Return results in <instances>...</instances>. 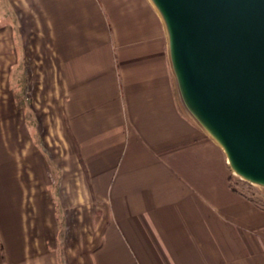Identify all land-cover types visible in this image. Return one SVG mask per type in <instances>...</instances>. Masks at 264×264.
I'll return each mask as SVG.
<instances>
[{"label":"crops","instance_id":"0c3cea01","mask_svg":"<svg viewBox=\"0 0 264 264\" xmlns=\"http://www.w3.org/2000/svg\"><path fill=\"white\" fill-rule=\"evenodd\" d=\"M226 166L149 0H0V264H264Z\"/></svg>","mask_w":264,"mask_h":264},{"label":"water","instance_id":"95a60500","mask_svg":"<svg viewBox=\"0 0 264 264\" xmlns=\"http://www.w3.org/2000/svg\"><path fill=\"white\" fill-rule=\"evenodd\" d=\"M183 107L234 175L264 188V0H149Z\"/></svg>","mask_w":264,"mask_h":264},{"label":"rangeland","instance_id":"374dc122","mask_svg":"<svg viewBox=\"0 0 264 264\" xmlns=\"http://www.w3.org/2000/svg\"><path fill=\"white\" fill-rule=\"evenodd\" d=\"M218 171V170H217ZM217 173V172H216ZM226 174H228L227 179V186L228 188H230L231 190H233L234 192H236L237 194V201H235L236 203L239 201L238 197L241 199L242 202H247L252 204L253 208H257V210L259 211V213H261V215H264V188L258 185H253L250 184L249 182L240 179L238 176L234 175L231 168L227 165L226 166ZM221 175V174H220ZM210 178H212L211 180L214 181V183L212 184H208L206 183L210 188L212 187H216L221 184V176L218 178L217 175H214V172L211 173V175H209ZM206 189H204V192ZM201 191V190H200ZM206 195H204L205 197ZM220 196V201L226 200L225 204H228L229 202L232 201L231 196L226 195H222L221 192L219 193ZM210 197V196H209ZM229 197V198H228ZM212 201H217L216 199L212 198V196L210 197ZM214 204H217L214 203ZM255 221L256 217L253 216L252 217ZM259 219H257V222L260 221V218L258 216Z\"/></svg>","mask_w":264,"mask_h":264}]
</instances>
